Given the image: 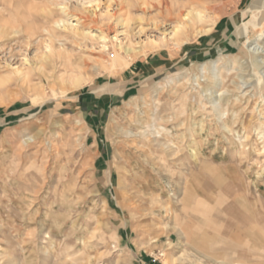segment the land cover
<instances>
[{
  "label": "rangeland",
  "instance_id": "rangeland-1",
  "mask_svg": "<svg viewBox=\"0 0 264 264\" xmlns=\"http://www.w3.org/2000/svg\"><path fill=\"white\" fill-rule=\"evenodd\" d=\"M252 1L0 0V264H264Z\"/></svg>",
  "mask_w": 264,
  "mask_h": 264
},
{
  "label": "bare ground",
  "instance_id": "bare-ground-1",
  "mask_svg": "<svg viewBox=\"0 0 264 264\" xmlns=\"http://www.w3.org/2000/svg\"><path fill=\"white\" fill-rule=\"evenodd\" d=\"M249 4V3H248ZM184 5H181V4H179L178 5V7H177V9H179L177 12H175L176 14H175V16H176V19H177V21H179V22H182V20H183V18H182V16H185V17H187L188 19H190V20H192V18L189 16V12L188 13H184V14H180V10H181V8L183 7ZM196 11V13H197V17H199V19L200 18H202L201 17V11H200V9L199 10H195ZM195 14V13H194ZM203 14V13H202ZM194 17V16H193ZM240 17L241 18H243V21H242V23L240 24H238L237 25V28H238V33H237V36L238 37H243L244 36V38H245V40H244V52L246 53V55H248V57H249V60L251 61V64H252V66H253V69H255L254 68V66H258V65H260L259 63H256V59H257V55H259V53H263V47H264V45H263V40H264V0H253L252 2H251V4H250V6L247 8V9H245V10H243V12H241V14H240ZM245 17H248L249 18V20L247 21L246 20V18ZM186 19V18H185ZM184 19V20H185ZM62 20V19H61ZM187 20V19H186ZM201 20V19H200ZM200 20H198V21H200ZM188 21V20H187ZM197 21V20H196ZM184 22V21H183ZM192 22V21H191ZM194 23H195V21H193ZM63 23V22H62ZM184 23H186V22H184ZM54 24H57V25H59L60 26V21H56V23L54 22ZM180 24V23H179ZM183 24V23H182ZM191 24V23H190ZM64 25H66V24H64ZM184 25V24H183ZM186 25V24H185ZM188 25V24H187ZM192 26V25H191ZM187 27V26H186ZM188 27H190V26H188ZM259 28V30H256V28ZM239 38V39H240ZM237 40V39H236ZM240 47V46H239ZM241 48H243V47H241ZM127 50H128V48H127ZM242 50V49H241ZM117 58H118V55L116 56V55H114V60H117ZM221 60L223 59V58H220ZM253 60H255V61H253ZM263 60H264V58H263ZM229 61L230 60H228V63H229ZM247 62V61H246ZM264 62V61H263ZM240 63H241V61H240ZM233 64V63H232ZM231 64V65H232ZM239 65V64H238ZM233 66V65H232ZM247 66V65H246ZM216 68L212 71V75H210V77H211V79H214L215 78V76H217V78L216 79H219L221 82H222V89L224 90V89H227V87H226V84H225V76H224V74L222 73V71H220V69H219V67L217 68V66H215ZM226 67H227V64H226ZM230 67V66H229ZM234 67H236V66H234ZM233 67V69H235ZM203 70L204 71H206L207 70V67L205 66L204 68H203ZM227 70V69H226ZM206 76V75H205ZM214 77V78H213ZM241 77V76H240ZM245 78V77H244ZM215 79V80H216ZM240 79H242V78H240ZM262 81H263V79H262ZM221 86V85H220ZM213 89V88H212ZM222 90V91H223ZM209 92H210V94H214V91L213 90H208ZM233 94V93H232ZM222 92L219 94V95H215V97L214 98H212V102H213V104H215V103H220L221 102V100H222ZM238 99V98H237ZM236 99V100H237ZM220 106V105H219ZM218 106V107H219ZM222 115V114H221ZM221 119V118H220ZM226 120V119H225ZM226 124V123H225ZM226 126V128H228L231 132L233 131L232 130V128H230L228 125H225ZM145 131V130H144ZM194 131V130H193ZM133 132V131H132ZM157 132H160V131H157ZM195 132V131H194ZM154 133V132H153ZM195 133H197V132H195ZM127 134H129L128 132H127ZM157 134V133H156ZM147 136H148V133H147ZM153 137V136H152ZM242 137V136H241ZM31 140H32V137H27V138H24V143L25 144H28L29 142H31ZM242 143V142H241ZM242 148V147H241ZM195 153H196V151H195V149H193V154L195 155ZM165 207H166V210L168 211V205L167 204H165ZM193 211V210H192ZM195 213V212H194ZM217 216V215H216ZM184 223V225H185V222H183ZM188 224V223H187ZM186 224V225H187ZM190 224V223H189ZM183 225V224H182ZM185 225V226H186ZM189 225H187V227H188ZM190 228V227H189ZM239 228V227H238ZM239 231V230H238ZM251 233V232H250ZM253 233V232H252ZM188 236V235H187ZM238 241V240H237ZM208 254V253H207ZM213 257V256H212ZM241 257H242V255H241ZM240 257V258H241ZM86 259V258H85ZM212 259V258H211ZM214 261V260H213ZM216 261V260H215ZM238 262L237 263H227V264H248V263H246V262H244L245 260H237ZM217 263V262H216Z\"/></svg>",
  "mask_w": 264,
  "mask_h": 264
}]
</instances>
